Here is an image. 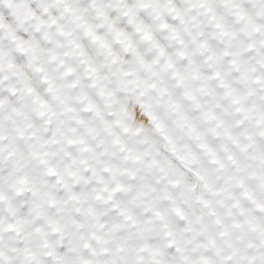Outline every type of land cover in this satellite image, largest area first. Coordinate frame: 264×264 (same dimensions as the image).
<instances>
[{
  "label": "clouds",
  "instance_id": "clouds-1",
  "mask_svg": "<svg viewBox=\"0 0 264 264\" xmlns=\"http://www.w3.org/2000/svg\"><path fill=\"white\" fill-rule=\"evenodd\" d=\"M0 264H264V0H0Z\"/></svg>",
  "mask_w": 264,
  "mask_h": 264
}]
</instances>
